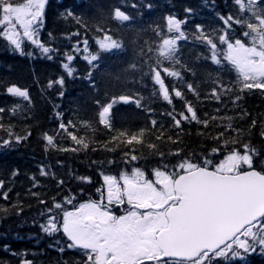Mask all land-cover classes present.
Instances as JSON below:
<instances>
[{
    "label": "trees",
    "instance_id": "trees-1",
    "mask_svg": "<svg viewBox=\"0 0 264 264\" xmlns=\"http://www.w3.org/2000/svg\"><path fill=\"white\" fill-rule=\"evenodd\" d=\"M39 4L40 22L13 42L5 9ZM106 36L120 46L101 50ZM164 39L175 41L166 95L152 71ZM238 42L264 64V0H0V264H117L64 229L66 212L104 198L106 177L214 168L231 155L264 173V90L245 87L264 74L244 79ZM121 95L132 99L113 105L109 130L97 114ZM142 128L139 142L112 139ZM246 238L248 251L168 264H264V218Z\"/></svg>",
    "mask_w": 264,
    "mask_h": 264
},
{
    "label": "rangeland",
    "instance_id": "rangeland-1",
    "mask_svg": "<svg viewBox=\"0 0 264 264\" xmlns=\"http://www.w3.org/2000/svg\"><path fill=\"white\" fill-rule=\"evenodd\" d=\"M43 5H37L35 9H29L26 6H11L7 7L4 12L6 21H10L9 29L7 30L9 38L15 43L18 42L17 37L25 34H30L35 25L40 22L43 14ZM239 44L231 45V55L234 53ZM242 45V44H241ZM240 45V46H241ZM248 60L255 62L252 56L256 55L254 49H248ZM257 56V55H256ZM234 60L236 57L232 55ZM253 65H250L252 67ZM258 71L264 70V64L256 62L254 65ZM247 160L248 157L243 158ZM242 157L233 155L224 163L220 168L224 172L236 171V164L241 162ZM190 165L185 166L184 169L188 170ZM136 178L140 182H145L144 176L140 173H136ZM126 179V178H125ZM158 179L163 183L164 189L168 188L169 178L164 174H160ZM164 189L152 187V193L143 194L138 192L136 195H131L123 190L122 195L127 204L126 208L120 207L122 211L120 215H115L113 211L107 206H103L96 203H89L82 205L80 208L74 210L71 213L65 214V230L68 235L77 244L86 245L97 251L98 261L105 263L108 261L125 263L130 260L138 258L137 254V243L143 239L151 238L154 232L161 228L165 223L164 212L152 211L146 212L143 210L144 207L150 204H157L156 199H153V194H157L158 197H162L165 194ZM118 187L107 188V204L113 202L114 204L119 203L120 196L118 194ZM143 206V207H141ZM156 217H155V213ZM146 214H149L151 219L143 226H137V220ZM118 217V218H117ZM75 218L76 225L71 224L72 219ZM254 229H248L247 234L253 235ZM154 237H152V240ZM239 246L245 245L246 240L243 238L239 242ZM226 252V249L223 253ZM150 259H156L155 255L149 254ZM127 262L129 264H135L133 262ZM159 264V263H156ZM164 264V263H160Z\"/></svg>",
    "mask_w": 264,
    "mask_h": 264
},
{
    "label": "water",
    "instance_id": "water-1",
    "mask_svg": "<svg viewBox=\"0 0 264 264\" xmlns=\"http://www.w3.org/2000/svg\"><path fill=\"white\" fill-rule=\"evenodd\" d=\"M180 181L179 189L184 202L168 212L170 224L162 238V243L175 253L180 252L176 258L191 259L200 251L218 248L232 240L248 224L264 216V175L255 170L232 175L200 168L183 174ZM205 184L224 186L227 190L245 188V192L235 200L217 203L214 217L219 220L209 230H201L200 227L203 216L210 218L206 215L203 200L198 196V188ZM183 237L192 239L182 249L177 247L176 240Z\"/></svg>",
    "mask_w": 264,
    "mask_h": 264
},
{
    "label": "snow or ice",
    "instance_id": "snow-or-ice-1",
    "mask_svg": "<svg viewBox=\"0 0 264 264\" xmlns=\"http://www.w3.org/2000/svg\"><path fill=\"white\" fill-rule=\"evenodd\" d=\"M116 15L120 16V17L123 16V14L119 12V10H117ZM124 18L126 19V17H124ZM99 43H100L101 50H108V49H111L112 47H119L120 46L117 43V41L113 40L109 36H106V38L104 40L100 41ZM45 51H46V49H45ZM150 51H151V49H150ZM174 51H175V41L174 40H168V39L162 40L159 43L158 48H157L158 58L156 60V64L160 65V67L157 68L155 65L152 66V71L154 73L153 79L157 83L161 84L162 91L164 92L165 95L167 94V89L163 87V80L161 78L160 73H161V71H163L165 73L169 72V69L163 67V62L165 60H171L172 54L174 53ZM232 55L236 57L237 69L243 75L244 79H246V80L255 79L256 76L264 74V70L258 71L257 68L254 66L256 62H252V61L248 60L249 53L246 49H238L234 53H232ZM250 65H253V66L250 67ZM248 72H254L255 76H249ZM173 74L175 75V73H173ZM245 87H257V88H260L261 90H264V84H261V83H256L253 85H245ZM6 92L14 94V95H23L25 98H28L26 89H21L15 85L8 87L6 89ZM177 94H179V93H177ZM131 99H132V97L124 96V95H121L119 97H115V96L112 97V99L108 103L101 106L100 111L97 114L98 118H99V122L101 124L105 125L106 127H108L109 130H111V123H110L111 108L117 102V100L128 102ZM97 103H99V102H97ZM135 103L137 104V106H139L140 100H136ZM0 111H2V109H0ZM60 115L61 114H59V113L57 114L58 118L60 117ZM181 116L183 117V114H181ZM152 123L154 125L155 121H153ZM178 124H179V121H177V125ZM60 127L64 128L65 125L63 123H61ZM144 132H145V129H143V128L139 129L137 131L131 132V133L127 129L119 130L117 135L112 137V139L113 140H120L122 138L123 143L130 144V143H132V141L139 142L140 138L144 135ZM84 146L87 147V143H84ZM76 223L77 222H76L75 218H73L71 221V224L73 226H75ZM259 244L261 246H264V239L260 240ZM241 247L244 248L245 251L249 250L248 245H246V244L241 245ZM261 251L264 252V247H261Z\"/></svg>",
    "mask_w": 264,
    "mask_h": 264
},
{
    "label": "flooded vegetation",
    "instance_id": "flooded-vegetation-1",
    "mask_svg": "<svg viewBox=\"0 0 264 264\" xmlns=\"http://www.w3.org/2000/svg\"><path fill=\"white\" fill-rule=\"evenodd\" d=\"M170 178L173 180V183H172V181H170L169 185H168V188H165V189H164L163 183H161V181L159 179L153 180L154 182L147 181L148 182L147 183L148 186L141 187V190L143 191L141 193H143V194L152 193V187H154V186L155 187L158 186L159 189H164L165 190V194L162 197H158V195L154 193L153 194V199L157 198L155 200V201H157V204H150L149 206H147V208L157 210L156 209L157 207H159V206L163 205L164 203H166L168 201V199H170V198H172V200L169 202V205H167V207L163 209L164 211H166L171 205L179 203V200H178V197H177L179 195H178V193H177V191L175 189V179L172 178V177H170ZM136 180L139 182L138 185L139 184H140V186L143 185V183H141L138 179H136ZM127 183H128V180L124 181V178H123L122 179V183H120V180L116 179L114 182L109 183V185H110V187H119L120 189H125L127 191V189H128V184ZM120 195L123 196L122 193H120ZM122 199H123V197H122ZM118 205H120V204H118ZM116 207H117V205H116ZM155 216H156V214H155ZM149 217H150V215H149ZM139 220H140V218H139ZM167 223L168 222H167V220L165 218V223H164L163 227L166 226ZM152 237H154L153 240H152ZM152 237L151 238L144 237L143 239H141L138 242V247L140 249H142L143 246H147V247H145V248H143L141 250V252L142 253H146L147 256H149V254L157 256V254L160 253V249H159L160 247H158L159 245H157L158 243H156V241H157L156 240L157 233L154 232ZM151 241H154V243H152ZM180 241H183V239L180 240ZM147 242H151V243H147ZM177 244H180V242H178ZM161 247L165 251L166 256H170L174 252V250H172L166 243H161Z\"/></svg>",
    "mask_w": 264,
    "mask_h": 264
}]
</instances>
